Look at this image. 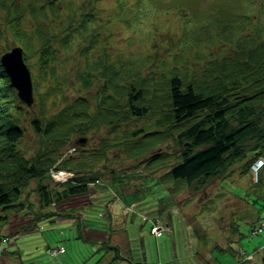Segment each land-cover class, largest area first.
<instances>
[{
    "label": "trees",
    "instance_id": "obj_1",
    "mask_svg": "<svg viewBox=\"0 0 264 264\" xmlns=\"http://www.w3.org/2000/svg\"><path fill=\"white\" fill-rule=\"evenodd\" d=\"M201 2L114 0L115 12L108 13L103 21L97 11L87 13L69 0H0V56L12 45H20L28 61L33 53L38 54L41 75H34L36 91L39 78L46 81L48 72L53 79L57 77L52 63L62 48L72 49L74 42H79L78 52L84 56L76 74L81 88L91 90L103 79L101 88L89 97L69 99L59 81L55 87L48 84L46 92H36L39 113L30 119V125L40 146L28 156L16 147L25 134L21 120L28 110L0 63V136L4 142L0 146V225L10 219L11 209L24 206L20 199L33 180L37 181L34 190L39 209L35 211L37 205L28 199L34 228H23L22 233L27 234L37 230L40 222L57 223L59 218L74 217V208H65L63 203L89 193L92 186L102 184L100 188L105 191L120 188L121 181L103 184V174L95 169V164L108 161L113 149L123 148L130 157L142 158L140 162L149 173L167 168L158 184L196 192L224 177L235 165L250 172L252 163L264 158V0H210L201 14L196 13ZM171 10L181 31L191 32L184 40L189 49L196 46L197 53L206 56L196 71L181 70L177 65L181 60L174 54L168 55L172 57L168 60L153 54L158 48L159 29L154 19ZM60 16L66 24L53 32L47 22ZM141 16L152 28L145 37V43L152 45L151 52L126 59L114 56L110 45L115 29L110 24L117 22L128 29ZM215 44L221 50L227 45L229 54L206 52ZM153 67L160 69L157 75L150 71ZM50 94L60 97L61 108L57 109L59 103L53 101L47 109ZM142 119L152 121L139 126L136 122ZM134 123L128 132L118 133L122 126ZM103 126L117 132L115 138H103L89 155L85 151L63 153L72 135H86ZM171 141L174 151L167 145ZM50 169L66 170L72 176L65 182L54 180ZM258 180L261 187L263 174ZM51 181L56 184L51 185ZM57 205L63 208H55ZM97 215L76 218L80 238L86 240L83 226H105L112 220L111 213ZM149 223L151 235L156 239L163 236L153 233V223ZM237 226L235 223L231 230L241 233ZM171 231L169 227L167 232ZM263 231L254 235L261 236ZM230 247L217 246L221 254H235ZM100 249H106L107 257L112 255V262L123 259L128 264H147L123 258L119 246L110 240ZM221 261L215 258L212 264Z\"/></svg>",
    "mask_w": 264,
    "mask_h": 264
},
{
    "label": "rangeland",
    "instance_id": "obj_2",
    "mask_svg": "<svg viewBox=\"0 0 264 264\" xmlns=\"http://www.w3.org/2000/svg\"><path fill=\"white\" fill-rule=\"evenodd\" d=\"M69 1L75 2L76 8H82L87 13L97 11L103 21H106L108 13L115 12L114 0ZM207 1L210 0L201 2L196 13L201 14ZM145 19L141 16L132 26H128V29L117 22L110 24L109 27L115 29L110 45L114 56H122L126 59L135 57V54L142 56L148 51L151 52L152 45L145 43V37L152 28L147 22L145 23ZM154 22L159 26L156 32L158 48L153 51L154 55L157 54L159 59L168 60L172 58L168 55L174 54L181 60L177 63L180 69L188 72L196 71L201 63H205L206 56L203 57L201 52L197 53L196 46L189 49L188 42H184L191 32L181 31L173 10L157 15ZM47 24L53 32H58L66 23L64 17L60 16V18L52 17ZM79 46V42H74L72 49L60 50L56 61L52 63L57 77L53 79L48 72L46 81L39 78L40 85L37 91L46 92L48 84L55 87L59 81L63 94L73 100L80 95L89 97L101 88L102 78L94 83L91 90L81 88L76 78L84 59V56L78 52ZM222 48L224 49L221 50L219 44H215L206 52L213 50L211 52L215 55L222 52L229 54L227 45L224 44ZM198 55L202 56L200 60L196 59ZM24 60L30 69L34 89V75H41L37 65L38 54L33 53L29 61ZM185 64H188V67ZM150 71L156 72L157 75L160 69L153 67ZM33 91H35L34 104L31 107L25 104V109L28 111L21 120L25 134L21 142L16 145L17 148L27 152L28 156L40 146L38 136L30 125V119L39 113L37 91L35 89ZM56 96L50 94L47 109L51 108L53 101L59 103L60 97ZM62 106L63 103H59L57 109ZM151 121L142 119L136 123L141 126ZM135 126V123L122 126L118 133L128 132ZM116 134L117 132H110L106 126L82 136L76 133L70 138L69 145L63 153L85 151L89 155L99 147L103 138L112 139ZM3 144L0 136V146ZM167 145L173 151L176 149L173 141ZM162 147L167 148L165 145ZM140 161L142 158L130 157L123 148L111 150L108 161L95 164V169L103 174L101 179L103 184L109 186L113 181L114 183L121 181L123 185L120 188L109 187L107 191L100 188L102 184L99 187L92 186L89 193L72 197L68 202L63 203L65 208H74V217L59 218L57 223L40 222L37 230L27 234L22 233L23 228L34 225L32 221L34 212L28 209V201L37 205L34 207L35 211L39 209L38 194L34 190L37 181L33 180L20 199V203H24V206L11 209L10 219L5 225H0V238L3 237L2 242L0 240V264H111L113 262L107 258L106 249L98 250L100 245L108 240L112 245L119 246V254H122L123 258L146 261L147 264H212L215 258L222 260L219 264L262 262L264 231L261 236H255L251 228L256 227L258 230L260 226L264 227V169L260 171L261 175L263 174L261 187L258 186L259 180L256 181L250 172H245L243 166L238 164L224 177L212 180L205 188L196 192L192 188L175 186L170 188L168 184H158L159 177L167 168L149 173ZM51 171L54 180H63L66 177V172L53 174L54 169H50V173ZM50 183L56 184L52 181ZM63 206L57 205L55 208L59 209ZM98 212L111 213L110 223L108 222L104 227L99 226V230L93 225L83 226L86 240L80 238L76 218L83 219L90 215L97 217ZM145 217H157L152 220H159L158 225L169 226L172 231L164 232L163 236L156 239L150 234V223L143 219ZM235 223L239 225L237 227L241 233L231 230ZM159 230L161 229L157 230V234ZM230 245L235 249L234 256L229 251L224 254L218 251L217 246L227 249L231 248ZM51 249L54 253L49 252ZM111 256L109 254L108 257ZM116 264H128V261L119 259Z\"/></svg>",
    "mask_w": 264,
    "mask_h": 264
},
{
    "label": "water",
    "instance_id": "obj_3",
    "mask_svg": "<svg viewBox=\"0 0 264 264\" xmlns=\"http://www.w3.org/2000/svg\"><path fill=\"white\" fill-rule=\"evenodd\" d=\"M1 63L4 66L11 84L17 89V96L28 106L34 101L33 83L28 66L23 59V49L20 46H14L1 56Z\"/></svg>",
    "mask_w": 264,
    "mask_h": 264
},
{
    "label": "built area",
    "instance_id": "obj_4",
    "mask_svg": "<svg viewBox=\"0 0 264 264\" xmlns=\"http://www.w3.org/2000/svg\"><path fill=\"white\" fill-rule=\"evenodd\" d=\"M264 163V160L263 159H260L258 160L257 162H255L252 166V172L253 174L255 175V177H257L258 173H259V170L260 168L262 167ZM68 176H71V174H66V177L63 178V180H66ZM159 222V220H154L153 221V230H154V233L158 236V235H161L167 228L166 226L163 224V225H158L157 223ZM158 229H161L159 230V234H157V230ZM255 233H256V230H255Z\"/></svg>",
    "mask_w": 264,
    "mask_h": 264
},
{
    "label": "crops",
    "instance_id": "obj_5",
    "mask_svg": "<svg viewBox=\"0 0 264 264\" xmlns=\"http://www.w3.org/2000/svg\"><path fill=\"white\" fill-rule=\"evenodd\" d=\"M103 226V225H102ZM101 227V226H100ZM104 227V226H103ZM98 230L100 229V228H98V227H96ZM84 231V230H83ZM85 232V231H84ZM97 242V241H96ZM98 243V242H97ZM127 250V249H126ZM131 253H132V249H131ZM109 256V255H108ZM124 256V255H123ZM108 259L110 258V257H107ZM113 263H117V262H113ZM113 263H111V264H113Z\"/></svg>",
    "mask_w": 264,
    "mask_h": 264
},
{
    "label": "flooded vegetation",
    "instance_id": "obj_6",
    "mask_svg": "<svg viewBox=\"0 0 264 264\" xmlns=\"http://www.w3.org/2000/svg\"><path fill=\"white\" fill-rule=\"evenodd\" d=\"M256 264H264V259L262 260V262H256Z\"/></svg>",
    "mask_w": 264,
    "mask_h": 264
}]
</instances>
